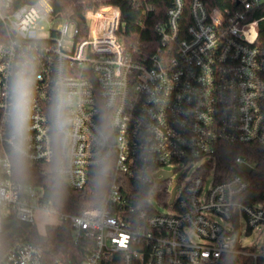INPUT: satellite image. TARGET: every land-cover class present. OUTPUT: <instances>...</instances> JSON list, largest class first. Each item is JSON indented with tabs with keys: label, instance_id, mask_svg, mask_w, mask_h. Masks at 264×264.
<instances>
[{
	"label": "built area",
	"instance_id": "built-area-1",
	"mask_svg": "<svg viewBox=\"0 0 264 264\" xmlns=\"http://www.w3.org/2000/svg\"><path fill=\"white\" fill-rule=\"evenodd\" d=\"M166 18L152 30L158 48L141 55L127 45L118 7L88 9L83 34L50 0H0V145L16 154L11 81L18 64H34L30 130L16 155L54 165L70 188L102 198L78 214L63 212L43 189L14 179L10 157L0 155V236L9 217L39 228L43 214L57 221L45 229L68 224L76 243H93L82 264H219L230 256L264 264V245L258 252L240 241L242 218L248 232L264 226V203L243 201L255 165L238 156L232 175L219 172L222 147L264 149V0H227L222 8L173 0ZM57 19L64 25L50 28ZM61 84L75 121L64 134L53 117ZM182 166L194 172L170 189ZM0 264L47 262L43 247L20 240Z\"/></svg>",
	"mask_w": 264,
	"mask_h": 264
},
{
	"label": "trees",
	"instance_id": "trees-1",
	"mask_svg": "<svg viewBox=\"0 0 264 264\" xmlns=\"http://www.w3.org/2000/svg\"><path fill=\"white\" fill-rule=\"evenodd\" d=\"M55 15L76 22L86 33L84 13L93 7L111 5L118 7L124 23L123 34L128 47L141 55H151L160 45V37L152 30L156 23L166 22V14L173 0H50ZM209 6L225 7L227 0H205ZM188 15V11H187ZM261 39H264V22L259 25ZM10 157L13 177L17 181L43 189L44 199L59 210L78 214L86 208L99 205L100 195H93L90 190H74L56 175V167L45 163H30L0 145V155ZM243 156L255 165L247 177L249 189L243 201L247 204L264 203V149L258 145L225 146L219 154V171L225 179L233 174L232 161ZM227 167V169H226ZM70 225L49 226L41 233L35 226L21 223L14 217L4 221L0 236V255L20 240L30 241L44 248L47 264H54L59 259H71L82 264L93 249L91 241L80 239L77 243ZM238 256L223 258L219 264H241Z\"/></svg>",
	"mask_w": 264,
	"mask_h": 264
},
{
	"label": "clouds",
	"instance_id": "clouds-1",
	"mask_svg": "<svg viewBox=\"0 0 264 264\" xmlns=\"http://www.w3.org/2000/svg\"><path fill=\"white\" fill-rule=\"evenodd\" d=\"M34 84L35 65L18 64L12 77L9 97L10 143L17 155H23L26 133L30 130ZM72 102L71 94L65 91L62 84L58 86L53 117L55 128L59 133H66L75 123L69 112Z\"/></svg>",
	"mask_w": 264,
	"mask_h": 264
},
{
	"label": "rangeland",
	"instance_id": "rangeland-1",
	"mask_svg": "<svg viewBox=\"0 0 264 264\" xmlns=\"http://www.w3.org/2000/svg\"><path fill=\"white\" fill-rule=\"evenodd\" d=\"M65 21L64 19H57L55 21H52L48 23V26L50 28L56 29L61 28L64 25ZM75 32V26L69 25V37L72 38ZM194 171L193 169L187 171L183 166L180 167V169L175 171V175L173 177V182L170 183V189H173L177 183L178 179L184 176V180L186 181L190 174H192ZM38 226L39 231L41 233H44L45 231V225L49 224H56L57 221L55 218L46 216V215H38ZM217 219V218H216ZM220 222L219 220H217ZM221 225L225 226L226 228H230L231 225L227 223L220 222ZM248 226L244 218L241 220V232L242 235L240 237V241L242 243L243 248H247L249 250L256 249V251H261L262 247L264 245V226H258L255 228L252 232H248ZM191 238L194 241H198L199 239L194 233H191Z\"/></svg>",
	"mask_w": 264,
	"mask_h": 264
},
{
	"label": "water",
	"instance_id": "water-1",
	"mask_svg": "<svg viewBox=\"0 0 264 264\" xmlns=\"http://www.w3.org/2000/svg\"><path fill=\"white\" fill-rule=\"evenodd\" d=\"M244 171L247 172V173H250V170L247 169V168H244ZM240 235V231H238V236Z\"/></svg>",
	"mask_w": 264,
	"mask_h": 264
}]
</instances>
